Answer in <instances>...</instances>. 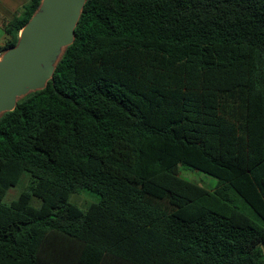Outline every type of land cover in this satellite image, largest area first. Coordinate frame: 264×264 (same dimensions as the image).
<instances>
[{"label":"trees","instance_id":"1","mask_svg":"<svg viewBox=\"0 0 264 264\" xmlns=\"http://www.w3.org/2000/svg\"><path fill=\"white\" fill-rule=\"evenodd\" d=\"M0 264H264V0H87L53 79L0 118Z\"/></svg>","mask_w":264,"mask_h":264},{"label":"water","instance_id":"2","mask_svg":"<svg viewBox=\"0 0 264 264\" xmlns=\"http://www.w3.org/2000/svg\"><path fill=\"white\" fill-rule=\"evenodd\" d=\"M87 0H41L16 45L0 55V118L31 93L44 90L75 41Z\"/></svg>","mask_w":264,"mask_h":264},{"label":"rangeland","instance_id":"3","mask_svg":"<svg viewBox=\"0 0 264 264\" xmlns=\"http://www.w3.org/2000/svg\"><path fill=\"white\" fill-rule=\"evenodd\" d=\"M179 175L188 180L191 181L195 184H198L208 190H213L214 188L217 187L218 185V180L205 174L202 173L200 171H196L193 170L191 168L188 167H183L181 166L179 168ZM30 186V179L28 177H24L22 178L21 182L19 183L18 186L16 187H12L5 200L4 203L5 204H10L11 201L17 199L18 195L25 190H28ZM99 201V197L91 192L88 191H82L79 193H73L70 195L69 197V202L72 204L77 205L78 207H80L83 210L88 209V207ZM32 205L35 207H39L41 205V201L37 198H33L32 199ZM242 211H248V209L244 210L242 209Z\"/></svg>","mask_w":264,"mask_h":264},{"label":"crops","instance_id":"4","mask_svg":"<svg viewBox=\"0 0 264 264\" xmlns=\"http://www.w3.org/2000/svg\"><path fill=\"white\" fill-rule=\"evenodd\" d=\"M26 3L27 0H0V47L9 40L6 29Z\"/></svg>","mask_w":264,"mask_h":264}]
</instances>
